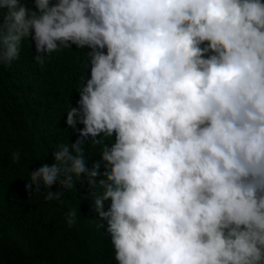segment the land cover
I'll return each instance as SVG.
<instances>
[{"label": "clouds", "instance_id": "clouds-1", "mask_svg": "<svg viewBox=\"0 0 264 264\" xmlns=\"http://www.w3.org/2000/svg\"><path fill=\"white\" fill-rule=\"evenodd\" d=\"M24 40L88 49L76 139L28 191L99 186L117 264H264V0H0V69Z\"/></svg>", "mask_w": 264, "mask_h": 264}, {"label": "trees", "instance_id": "trees-1", "mask_svg": "<svg viewBox=\"0 0 264 264\" xmlns=\"http://www.w3.org/2000/svg\"><path fill=\"white\" fill-rule=\"evenodd\" d=\"M87 51L60 47L41 63L24 40L18 57L0 69V264H117L111 237L93 212L92 192H102L99 186L82 179L72 190L57 184L51 190L62 195L53 200L45 199L43 187L39 193L25 187L31 171L54 163L58 145L76 139L64 117L79 99ZM102 147L84 145L89 167ZM73 208L77 219L70 227L66 214Z\"/></svg>", "mask_w": 264, "mask_h": 264}]
</instances>
